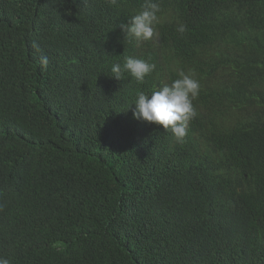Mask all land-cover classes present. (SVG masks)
Returning <instances> with one entry per match:
<instances>
[{"label":"trees","instance_id":"trees-1","mask_svg":"<svg viewBox=\"0 0 264 264\" xmlns=\"http://www.w3.org/2000/svg\"><path fill=\"white\" fill-rule=\"evenodd\" d=\"M157 2L136 41L144 0H0L11 264H264V0ZM125 57L156 67L116 80ZM180 72L200 84L182 144L132 115Z\"/></svg>","mask_w":264,"mask_h":264},{"label":"clouds","instance_id":"clouds-1","mask_svg":"<svg viewBox=\"0 0 264 264\" xmlns=\"http://www.w3.org/2000/svg\"><path fill=\"white\" fill-rule=\"evenodd\" d=\"M115 4L116 0H110ZM160 4L157 0H144L142 10L132 16L127 23L119 26L124 37L136 41H149L154 36V24L157 22V13ZM181 24L177 31L185 32ZM47 57L42 58V64L47 65ZM155 64L143 59L125 57L123 64L115 63L111 66V73L116 80L122 79L123 73H128L137 83L143 84L145 77L152 73ZM200 84L191 75L179 73V78L170 84H165L151 95L138 92L132 105L133 118L136 120L162 126L164 130H171L178 144H182L187 135L189 123L196 118L197 112L193 100L199 95ZM0 264H11V261L0 256Z\"/></svg>","mask_w":264,"mask_h":264}]
</instances>
